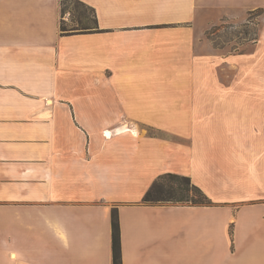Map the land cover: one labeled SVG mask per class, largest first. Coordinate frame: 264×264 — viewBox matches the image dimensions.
Wrapping results in <instances>:
<instances>
[{"label":"crops","instance_id":"0c3cea01","mask_svg":"<svg viewBox=\"0 0 264 264\" xmlns=\"http://www.w3.org/2000/svg\"><path fill=\"white\" fill-rule=\"evenodd\" d=\"M81 1L98 31L62 34L61 0H0V264H113L114 209L123 264H236L245 249L264 252V204L251 215L253 206L143 202L160 175L193 170L221 186L219 197L204 188L214 202L264 198V119L254 118L260 145L243 184L235 150L245 130L221 113L263 109L264 86L223 75L215 84L183 26L264 0ZM223 161L230 169L218 174Z\"/></svg>","mask_w":264,"mask_h":264},{"label":"rangeland","instance_id":"374dc122","mask_svg":"<svg viewBox=\"0 0 264 264\" xmlns=\"http://www.w3.org/2000/svg\"><path fill=\"white\" fill-rule=\"evenodd\" d=\"M62 9L63 20L65 24L68 27L75 25L76 8L73 1L66 0ZM183 26L192 27L190 30V36L193 39L198 40H196L194 49H196V52L201 53L203 57L211 63L212 68L215 70V84H221L220 81L223 79L221 76L223 75V80L225 82L227 80V84L237 85L239 83L251 87L254 84H261L264 86V9H259L253 12L204 10L199 12L193 23L184 24ZM206 64L207 62H204L203 66ZM237 71H239L238 74ZM165 84L169 85V82L166 81ZM262 103H264V99L262 100ZM247 105H249L248 101H246V106ZM260 106L264 107V104ZM228 112L230 118L234 119L236 123H239L241 126H243L240 128L245 130L241 137V142L243 145H239L236 147L237 150H235L236 152L241 153L240 160H245L246 162L245 166H240V170H237L240 172L239 180H241L244 184V180L247 179V177L251 178L253 175V166L255 162L253 158V151L255 149L254 146L257 145L259 147L260 145V142L258 141L256 143L252 142L254 118L261 117L264 119V108H237L229 111H221V113L224 114H227ZM143 131L148 134L162 136L163 138H167L170 141L184 144H188L190 142L189 138L176 137L174 135L168 134L167 132L159 131L153 127H143ZM219 144H221V138L215 137V152L220 150L221 145ZM233 157L235 158L236 156L233 155ZM223 163L228 168L217 165L215 170L218 174L224 173L225 169H230L225 161H223ZM193 172L194 175L192 177H194V179L191 177L193 182L199 185L204 193V188H209L215 197L222 196L223 192L219 189L221 188L220 185H217L216 187V185L211 180L198 175L197 171L195 170H193ZM242 187L245 188L244 185H242ZM247 188L249 189L250 187L248 186ZM207 197L209 196L207 195ZM210 200L211 203L204 206L229 207L233 214L236 209H238V207L244 208L247 206H253L255 209H252L251 215H253V212L255 213V211L258 213L257 207L264 204V198L259 199L260 201L255 199L252 200V202L248 199H245V201L227 205L214 202L215 200L213 201L211 198ZM205 212L214 214V210ZM179 214L186 216L190 215V212L180 211ZM195 215H198V213L195 212ZM235 224L236 222L234 219H232L229 224L231 236L230 239L233 243V246L235 245ZM244 251L243 255L239 258V261L236 264H264V255L260 256V253L264 254L263 251L255 250L253 253L249 250H246L245 253Z\"/></svg>","mask_w":264,"mask_h":264},{"label":"trees","instance_id":"16d2710c","mask_svg":"<svg viewBox=\"0 0 264 264\" xmlns=\"http://www.w3.org/2000/svg\"><path fill=\"white\" fill-rule=\"evenodd\" d=\"M66 0H61V9ZM73 1L76 8V24L68 27L61 21L62 34L95 32L99 29L98 18L93 7L81 0ZM63 14V9H62ZM143 202L146 204L181 203L207 205L211 200L189 175L167 172L160 175L146 191ZM112 250L113 264H123L121 250V228L117 209L112 211Z\"/></svg>","mask_w":264,"mask_h":264}]
</instances>
